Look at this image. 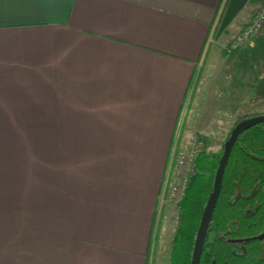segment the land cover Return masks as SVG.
<instances>
[{"label":"crops","instance_id":"obj_1","mask_svg":"<svg viewBox=\"0 0 264 264\" xmlns=\"http://www.w3.org/2000/svg\"><path fill=\"white\" fill-rule=\"evenodd\" d=\"M260 2L0 0V264L150 263L198 66Z\"/></svg>","mask_w":264,"mask_h":264},{"label":"rangeland","instance_id":"obj_2","mask_svg":"<svg viewBox=\"0 0 264 264\" xmlns=\"http://www.w3.org/2000/svg\"><path fill=\"white\" fill-rule=\"evenodd\" d=\"M262 1L254 15L260 10ZM236 36L221 28L218 34H214L213 39H220L212 43L213 51H207L198 66L171 150L149 264H170L174 239L182 223L180 204L184 198L181 200L179 194L184 182L183 177L175 175L178 173L175 168L176 154L191 151L198 144L196 142H201L197 161L204 153L219 159L237 124L264 115V29L249 43L232 49ZM172 189L177 192L175 190L170 194Z\"/></svg>","mask_w":264,"mask_h":264},{"label":"trees","instance_id":"obj_3","mask_svg":"<svg viewBox=\"0 0 264 264\" xmlns=\"http://www.w3.org/2000/svg\"><path fill=\"white\" fill-rule=\"evenodd\" d=\"M204 153L181 201L170 264H191L220 159ZM264 123L245 131L231 153L200 264H264Z\"/></svg>","mask_w":264,"mask_h":264},{"label":"water","instance_id":"obj_4","mask_svg":"<svg viewBox=\"0 0 264 264\" xmlns=\"http://www.w3.org/2000/svg\"><path fill=\"white\" fill-rule=\"evenodd\" d=\"M262 123H264V115H258L244 120L243 122L237 124V126L233 129L229 140L226 142L224 147V153L220 160L219 168L215 176L214 190L212 195L210 196L208 205L204 211L201 224L197 233L191 264L201 263L206 235L208 233L210 223L212 222L213 215L220 198L226 168L238 138L245 131ZM259 239L264 240V234L261 235Z\"/></svg>","mask_w":264,"mask_h":264},{"label":"built area","instance_id":"obj_5","mask_svg":"<svg viewBox=\"0 0 264 264\" xmlns=\"http://www.w3.org/2000/svg\"><path fill=\"white\" fill-rule=\"evenodd\" d=\"M264 29V0L262 1L260 10L254 15L251 20V24L246 28L240 35L236 36L231 44L232 49H237L241 45L249 43ZM195 148L191 151H179L176 154L175 158V168L178 173V176L183 177L184 187L180 189V199L182 200L185 197L188 185L192 177L196 174L197 171V158L201 152V142H196ZM184 174V175H183ZM183 175V176H182ZM182 179V178H181ZM176 189H172L170 194H172ZM177 192V190L175 191Z\"/></svg>","mask_w":264,"mask_h":264}]
</instances>
